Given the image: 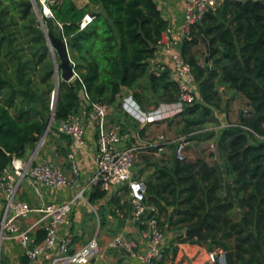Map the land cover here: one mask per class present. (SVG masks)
I'll return each mask as SVG.
<instances>
[{"label": "trees", "instance_id": "trees-1", "mask_svg": "<svg viewBox=\"0 0 264 264\" xmlns=\"http://www.w3.org/2000/svg\"><path fill=\"white\" fill-rule=\"evenodd\" d=\"M34 1L42 14V5ZM4 2L20 13L21 27L26 35L31 33L32 41L42 45L47 37L30 0H0V55L4 52L9 57V62H0V172L13 157L24 156L28 147L35 145L48 116L53 113L58 120L78 111L82 87L90 101L107 106L116 102L122 87H128L144 108L148 100L135 87L147 75L155 91V105L176 99L178 88L167 72L156 77L148 71V60L167 28L154 0H87L83 7L73 0L48 3L52 17L43 16L46 33L65 41L76 76L61 78L54 86L50 83L53 70L47 63L42 85L49 89L37 90L35 98L26 85L29 76L24 68L29 62L17 49L6 46L15 41V31L3 18L7 12ZM87 13L93 20L80 29ZM191 33L190 40L182 41L180 53L191 66L200 102L187 105L177 117L181 116L185 127L199 126L211 115L208 107L219 109L226 92L218 78L246 99L248 109L237 124L221 130L214 146L218 160L210 165L201 159H175L171 168H157L155 180L144 181L146 201L155 207L159 225V216L167 214L166 206L172 207L168 220L173 229L192 228L204 219L208 249L224 250L225 264H264V142L252 143V134L243 128L264 135V0H222L204 14ZM195 33L205 44L201 61L192 52L197 44ZM37 49L41 55L46 50L43 46ZM10 63L19 82L26 81L23 89L14 87L12 79L1 74ZM228 182L232 198L226 194ZM98 188L92 198L104 193ZM236 207L240 208L238 219L232 215ZM41 238L42 232L38 234ZM176 239L193 241L182 234Z\"/></svg>", "mask_w": 264, "mask_h": 264}, {"label": "built area", "instance_id": "built-area-1", "mask_svg": "<svg viewBox=\"0 0 264 264\" xmlns=\"http://www.w3.org/2000/svg\"><path fill=\"white\" fill-rule=\"evenodd\" d=\"M38 1L42 5V20L43 16L52 17L47 5L54 0ZM221 2L222 0H183L181 36L178 37L181 42L184 39L190 40L192 28L200 22L209 8L214 10ZM92 20V15L85 14L79 23V28H84ZM159 47H162V51L168 55V66L157 62ZM148 71L156 77L167 72L169 78L176 83L178 93L175 100L159 102L150 109L142 108L131 92L123 96L122 111L138 126L153 123L165 124L182 113L187 105L197 101L199 95L192 77L191 66L182 57L180 50L176 49L172 42H169L168 35L164 32L156 44L152 57L148 60ZM75 76L76 73L73 69V78ZM53 97L54 92L51 94V102ZM107 114L108 106L90 101L82 87L78 111L70 113L66 118L54 120V128L57 133L71 138L76 146L82 147L85 145L83 120L87 119L92 124L96 135L94 153L96 172L89 178V185L99 187L103 192H110L114 188H125L133 217L147 227V231L143 232L147 238L144 249L138 250L137 241L121 233L111 236L107 241V248L122 250L128 255L136 257L139 264H155L163 258V252L166 249L163 244L162 229L158 223L157 211L153 205L146 201L144 181L133 175L136 147L127 144L129 134L121 122L108 124ZM243 128L252 134V143L264 142V135L257 134L246 126ZM42 143L43 137L36 142L35 148L29 154L13 157L0 172V256L5 241H16L22 248V255L29 261H39L40 264H88L91 259L102 257L101 246L95 238L72 250L73 235L69 233L58 236L56 233L58 226L67 221L73 201L47 202L41 203L37 207H31L27 200L19 196L23 180L37 195H41L42 186L74 188L78 185V167L72 151L66 153L72 172V176L67 177L50 159L38 157V150ZM174 144L175 158L184 159L185 138L179 137ZM210 148L214 150L213 145ZM81 193L79 190L76 197ZM31 212L37 213L36 219L31 225L22 226L21 221L27 218ZM40 232H42V238L38 239ZM208 257L212 262L217 261L223 264L225 251L219 249L210 251Z\"/></svg>", "mask_w": 264, "mask_h": 264}, {"label": "crops", "instance_id": "crops-1", "mask_svg": "<svg viewBox=\"0 0 264 264\" xmlns=\"http://www.w3.org/2000/svg\"><path fill=\"white\" fill-rule=\"evenodd\" d=\"M154 1L167 21V29L164 33L168 35L169 42H172L175 48L180 50L182 42L178 37L181 36L183 0ZM86 3L87 0H80L79 4H75L78 7H83ZM194 36L197 38V44L192 48V52L196 59L201 61L205 54V44L198 34L195 33ZM157 62L166 66L169 65L168 55L162 51V47L158 48ZM217 80L219 86L226 92V99L222 102L219 109L208 107L211 110V115L206 116L204 118L205 122L199 126L188 125L185 127L184 121L180 120L181 116L174 118L173 121H167L165 124L153 123L138 126L121 109L123 96L132 92V90L128 87L121 88L116 102L108 106L107 120L108 124L121 122L129 134L127 144L136 147V159L133 166V175L135 177L141 178L143 181H154L156 178L154 172L157 168L164 166L171 168L176 159L173 153L174 142L179 137H183L186 140L184 149L185 160L193 162L201 159L210 165L218 160L215 147L214 150H211V145L215 146L216 139L224 127L238 123V117L242 112H246L248 106L246 105V99L240 93L229 88L221 78ZM136 85L135 90L142 91L145 99L148 100L147 102L144 101L145 103L142 106L145 109L153 107L156 104L155 99L152 98L153 96L155 97V91L151 88L147 75L140 78ZM160 89L161 87L158 88V91ZM164 101L161 100V102ZM197 101L200 102V100ZM237 102L238 105L236 106ZM233 103L235 108L232 105ZM233 112H235V122L230 121V116L233 115ZM83 125L85 128V145L82 147L76 146L68 136L57 133L54 128V119L50 130L48 131L45 126L39 137V139L43 137V143L39 147L38 157L50 159L67 177H71L72 172L66 153L72 151L78 167V185L74 188L68 186L56 188L42 186L41 195H37L27 182L23 180L19 196L27 200L31 207H37L41 203L47 202L64 203L73 201L67 221L63 225L58 226L56 233L58 236L69 233L73 235L74 244L72 250L95 238L101 246L102 257L91 259L88 264H139L136 257L130 256L124 251L107 248V241L111 236L115 233H121L137 241L138 250L144 249L147 238L143 235V232L147 231V227L133 217L125 188H114L110 192H104L102 195L92 198V194L97 187L89 185L88 180L96 172L94 161L96 135L94 127L87 119L83 120ZM35 145L28 147L26 153L29 154L35 148ZM208 146L211 150L210 152L207 150ZM221 166L224 167V163L221 162ZM79 190L82 193L76 197V193ZM99 191L101 192L102 190L99 189ZM171 208L166 206L167 214L162 213L159 216L160 228L163 233V244L167 251H165V254L163 253V258L161 259L163 264H221L217 261H210L208 252L222 249L219 247L208 249V238L188 237L193 241L200 239V242H182L176 239L181 234L184 236V230L189 228L173 229V227L169 226L168 217ZM233 210L235 211L234 218L238 219L240 217V208L236 207ZM36 217L37 213L31 212L27 218L21 221V225H31ZM119 220H122L121 224H119ZM202 220L204 222V219H201L200 223ZM201 231L203 232L202 227ZM1 255V264H40L39 261H29L24 258L22 248L16 241H5L2 245ZM223 264H225V261Z\"/></svg>", "mask_w": 264, "mask_h": 264}, {"label": "rangeland", "instance_id": "rangeland-1", "mask_svg": "<svg viewBox=\"0 0 264 264\" xmlns=\"http://www.w3.org/2000/svg\"><path fill=\"white\" fill-rule=\"evenodd\" d=\"M74 1L76 4L80 3V0H74ZM4 5H5L7 12L3 16V18L5 19L6 22L7 21L10 22V24H8L9 27L15 31V41L11 44L6 45V46L10 49H13V50L17 49L20 52L22 59L29 62L27 67L24 68V71L27 73V76H29V85L26 84V81H20L19 82V80L16 77V74L14 73L15 70H13V68H11L14 66V64H12V63H10V65H7V67L5 69H2L1 74L4 77L11 78L12 79L11 82H12L14 87L23 89V85L26 84L27 89L30 91L29 94L32 96V98H35L39 94L37 92V90H39V92H41L43 89H46V90L49 89L47 87L44 88L42 85V77L44 76V73H45L44 65H46L47 63H50L51 69L53 70V74H52V77L50 79V83L54 84V86H55V84H56L55 78H56L57 74H58L59 80L61 79V75H60L61 70L59 68L60 60H59V57H58L56 51L51 48L49 42L47 41V39L44 36H43L44 41L42 42V45H41L40 41L39 42L32 41L31 40V38H32L31 33L29 35H26V29H24V27H21V20L22 19L20 17V13L17 12V10H13L8 3L4 2ZM32 11L34 12V7L32 8ZM39 26H40V23H39ZM40 46H43L46 48L45 53L43 55H41V53H42L41 49H37ZM2 50H4V49L2 48ZM0 62H9V57L7 55H5L4 52L0 55ZM52 92H53V90H51L50 94H49L50 99H51ZM197 100H199V97ZM232 105L235 108V104L233 103ZM237 105H238V102L236 103V106ZM234 113L235 112H233V115L230 116L231 122H235L236 118H235ZM48 118H49V116H48ZM48 118H47V120H48ZM52 124H53V120L51 121V123L47 129L48 131L50 130V126ZM206 126H207V124H206ZM207 150L209 152L211 151L209 149V146H208ZM208 151H206V152H208ZM173 153H174V151H173ZM232 215L235 216L234 210L232 211ZM1 256H0V264L2 262Z\"/></svg>", "mask_w": 264, "mask_h": 264}, {"label": "water", "instance_id": "water-1", "mask_svg": "<svg viewBox=\"0 0 264 264\" xmlns=\"http://www.w3.org/2000/svg\"><path fill=\"white\" fill-rule=\"evenodd\" d=\"M30 1L33 4L34 12H35V15L38 19V22L40 23V27L44 31L45 35L47 36L46 37L47 41L49 42L51 48L55 49L57 52V55H58L59 60H60L59 68L61 70V78L63 80H70L73 77V69H72L71 64H70L68 49H67V45H66L65 41L63 39L56 37V36H53V35L48 36V34L46 33V28H45L44 22H43L42 17H41V13L38 10L35 1L34 0H30ZM211 10L212 9L209 8V11H211ZM58 80H59V77L57 74L56 78H55L56 86L58 85ZM53 101H54V97L52 100V105H53ZM52 120H53V113L49 116V118L47 120L46 129H48V126L50 125ZM226 194H227V196L232 198L231 184L229 182L226 184ZM121 223H122V220H119V224H121ZM202 223H203V220L198 226L184 230V236L190 237V238H193V237L203 238V239L207 238L205 236V234L201 231Z\"/></svg>", "mask_w": 264, "mask_h": 264}, {"label": "clouds", "instance_id": "clouds-1", "mask_svg": "<svg viewBox=\"0 0 264 264\" xmlns=\"http://www.w3.org/2000/svg\"><path fill=\"white\" fill-rule=\"evenodd\" d=\"M72 69H73V68H72ZM72 78H73V77H72ZM72 78H71V79H72ZM53 119H54V118H53Z\"/></svg>", "mask_w": 264, "mask_h": 264}]
</instances>
